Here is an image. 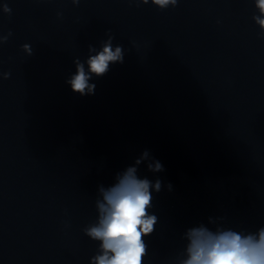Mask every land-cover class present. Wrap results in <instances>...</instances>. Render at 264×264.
<instances>
[{
    "label": "clouds",
    "instance_id": "obj_1",
    "mask_svg": "<svg viewBox=\"0 0 264 264\" xmlns=\"http://www.w3.org/2000/svg\"><path fill=\"white\" fill-rule=\"evenodd\" d=\"M81 0H71L79 5ZM148 4L149 0H138ZM258 14L253 16L259 26L260 35L264 36V0H254ZM160 9L175 7L178 0H151ZM4 13H11L7 4ZM58 16L61 13L57 14ZM11 35V32L8 33ZM8 36H0V43ZM113 35H108L99 50L89 45V56L85 61L74 59L75 73L66 81L71 90L81 96L94 95L96 84L92 78L103 77L110 70V65L124 62V49L121 45L113 47ZM28 56L33 54L29 44L22 45ZM95 53V54H92ZM86 65V66H85ZM10 72L0 73V78L9 79ZM146 163L152 173L164 171L163 164L144 150L133 165L118 172L112 185H99L95 207L97 218L86 226L84 234L99 242L97 254L91 257L90 264H143L148 254L145 237L150 236L158 222L155 214H150L153 191L160 192L162 181L154 182L139 175V166ZM172 189V185H167ZM223 217H208L207 224L201 222L188 227L183 235V249L174 257L173 264H264V226L255 232L235 230L225 227Z\"/></svg>",
    "mask_w": 264,
    "mask_h": 264
}]
</instances>
